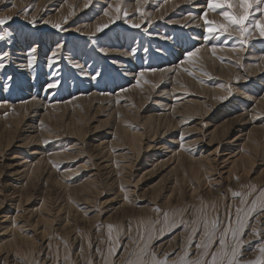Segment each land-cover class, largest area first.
<instances>
[{"label":"rangeland","instance_id":"374dc122","mask_svg":"<svg viewBox=\"0 0 264 264\" xmlns=\"http://www.w3.org/2000/svg\"><path fill=\"white\" fill-rule=\"evenodd\" d=\"M87 2H0V17H13L0 26V51L10 53L0 69V264H151L153 256L190 262L220 251L219 232L210 249L195 247L202 223L189 243L191 221L219 218L222 231L229 217L236 226L237 208L245 226L237 239L228 234L224 264L233 247L239 264L257 260L264 255V38L253 26L240 50L239 26L218 27L227 24L222 13L240 12L238 0L215 10L208 0H92L85 8ZM251 3L245 24L264 22V3ZM117 4L121 19L112 23ZM142 20L141 29L130 26ZM105 23L109 28L92 36ZM213 25V33L205 31ZM36 45L29 69L27 51ZM132 49L134 56L123 54ZM97 71L102 75L91 79ZM238 76L248 79L237 83ZM54 80L60 85L45 90ZM229 85L233 96L221 102ZM121 129L142 133L141 145L133 149ZM200 156L210 160L195 162ZM253 201L255 211L245 216ZM164 213L177 223L165 224ZM12 227L21 233L15 244Z\"/></svg>","mask_w":264,"mask_h":264},{"label":"snow or ice","instance_id":"6c2138e0","mask_svg":"<svg viewBox=\"0 0 264 264\" xmlns=\"http://www.w3.org/2000/svg\"><path fill=\"white\" fill-rule=\"evenodd\" d=\"M0 2H3V0H0ZM149 2V0H137L138 4H147ZM189 3H192L193 0H188ZM256 4L259 5L261 3H264V0H255ZM92 3V0H88L87 3H85L84 7L87 8L90 6V4ZM224 4H227L228 7H233L232 4V0H216V2H213V0H208V8L215 10L216 8H222L224 6ZM13 8L16 7L15 4L12 5ZM112 4H108L107 9L112 8ZM238 7L240 9L239 13H233L230 14L228 12H224L222 13V15L224 16L225 21L227 22V24H221L218 27H220L221 29H223V32H228V28L232 27L233 25L239 26L238 29H236L235 31H238L240 39L238 41L240 50H243V48L245 46L249 45V41L252 39V37L249 35V29L252 28L253 26L258 30L260 37L264 38V22H261L260 20H255L251 23H248L247 25L245 24L246 21L249 20V16L251 15V13L249 12V9L252 7V3L251 0H238ZM105 9L103 12L104 16H109V12L108 10ZM23 11L25 12V14H27L28 9H23ZM121 7L119 4L116 5L115 7V12L117 13V15L113 18L111 16H109V20L110 22L114 23L115 20H119L121 19L120 13H121ZM136 11L139 13L141 12V8L137 7ZM127 17H128V13L125 11L124 12V19L125 22L127 21ZM189 17H192V14L189 13ZM13 19L12 16H3L0 17V26L6 25L9 21H11ZM201 19H203V17H201ZM29 24L34 25L35 24V18L28 20L27 21ZM66 22V21H65ZM151 20L149 19L147 21L148 24H151ZM47 23V22H46ZM142 23H144V21L142 20L141 23H132L130 26L132 28H136V29H141ZM209 22L207 20H205V24H208ZM109 24L105 23L102 25H98L95 28V32L92 34V36L99 34L101 32H103L105 29L109 28ZM52 27L57 29L58 31H63V29L61 28L60 24H52ZM215 25H213L212 27H207L205 29L206 32H208L209 34L213 33L216 30ZM144 31H147V29H143ZM223 32L221 34H223ZM229 37L232 36L233 33H228ZM92 36H89V39H92ZM5 39V34L0 33V41ZM205 39H208V37H205ZM63 45L62 44H58L56 46L57 49L61 48ZM38 48V45L31 47L30 49H28L27 51V67L29 69L33 68L35 65V61L37 59V57L35 56V52ZM99 52L104 53L105 55H107V50L104 48H98L97 49ZM232 50L233 51H237V45L233 44L232 46ZM145 51H147V49H145ZM200 51V48L197 47L192 51H187L185 54L184 59L185 60H189L190 58L196 57L197 53ZM213 53L215 52V46H213L212 49ZM136 50L132 49L130 53H123L125 55L131 54V55H135ZM10 55L9 52L7 51H0V69H4L7 65L4 63V60L6 57H8ZM57 56V51H53L52 54L47 57V66L48 67H52L54 64V58ZM261 58H264V55H262ZM222 62H223V58ZM237 64L239 65V60L237 61ZM75 67L79 68L81 67L80 65H74ZM242 66V65H239ZM151 71H159V69H151ZM144 72L141 71L138 76H137V84H139V77L143 76ZM191 74V73H189ZM83 75L87 76V73H83ZM102 75L101 72L97 71L94 74L91 75V79L96 80L98 79L100 76ZM236 82L239 83L240 80H247L248 77L247 76H238L235 78ZM7 80L10 82L12 80V77L9 76L7 77ZM61 81L60 80H54L51 81L49 83L46 84L45 86V90L48 89H53L56 88L60 85ZM11 84L9 83L8 85L5 86V90H7V88H10ZM221 87H224L223 85H221ZM126 91V89H125ZM227 91V95L226 96H222L219 98V100L221 102L229 100L230 97L233 96V90L231 85H229L226 89ZM32 99H36L35 97H33ZM6 103V102H5ZM182 143H181V147L183 148V135H181L180 137ZM45 143H48V141H45ZM185 150H189V149H185ZM55 166V165H54ZM122 191L124 190L123 188L121 189ZM233 197L235 196H239L240 193L238 192H233L232 193ZM262 196H264V192L261 193ZM125 199H127V196H125ZM241 203H244V201L242 200ZM261 207H264V204L261 205ZM256 208V202L253 201V206L252 208L248 209V212L245 213V216H247L248 214H250L251 212L255 211ZM154 211L159 212L160 210L154 209ZM243 211V209L241 208H237L236 209V213H237V221H236V226L233 227L231 224V218L229 217V224L227 227H224L223 230L221 231V221L219 220V218H217L216 220H213L211 223H209V221L206 218H198V219H194L193 221H191V224L193 225L192 231L188 236V241L189 243H191V241L193 240L194 236L198 233L199 231V225L202 223L203 225V239L201 240L200 243H197L195 245V247L200 250V249H210L213 245H212V241L214 240V238L217 236V233L219 232V245H220V251L219 252H211V253H207V252H202L201 253V257L204 255H211V259L210 260H203L201 257H198L196 260L193 261H187L182 259L180 261V264H224L223 258H222V254L226 255V253H223L224 248L226 247V238L228 237V234L231 233V236L233 239H237L238 235L242 233V229L245 226V220L243 217H241L240 213ZM164 222L165 224H175L177 223L176 221H170L169 219V214L168 213H164ZM179 223L184 224L185 227L188 226L189 222L188 221H179ZM112 225H108V229H109V238L111 239V231H112ZM163 231V230H161ZM143 239V237H141ZM149 239H151V236H149ZM116 243V242H114ZM237 243L239 244L240 241L237 240ZM145 247H147V245H145ZM99 251V249H98ZM237 252L238 249L236 247H233L232 249V253H231V258L228 259L227 264H239V261L237 260ZM260 252L262 254H264V246L260 247ZM109 254L110 255H115L116 254V248H110L109 249ZM144 249H141V255H144ZM187 255V253H186ZM218 257H221L218 259ZM124 264H144L143 261H140L139 259L137 261H133L131 259L125 258ZM151 264H167L166 260L165 261H160V260H156L153 256V259L151 261ZM246 264H264V255H262L261 257L257 258V260L255 261H247Z\"/></svg>","mask_w":264,"mask_h":264},{"label":"bare ground","instance_id":"6f19581e","mask_svg":"<svg viewBox=\"0 0 264 264\" xmlns=\"http://www.w3.org/2000/svg\"><path fill=\"white\" fill-rule=\"evenodd\" d=\"M154 117H152V116H147L146 118H145V123H149V122H152V119H153ZM122 131H121V134H123L127 139H128V142H129V145L134 149V148H138V146L139 145H141V143H142V139H143V134L142 133H127V131H125V130H123V129H121ZM80 132H82L81 130H78V134H80ZM82 136V135H81ZM136 145V146H135ZM201 155H203L202 153H201ZM207 155V154H206ZM231 158H232V156H231ZM190 160V159H189ZM208 160H210L209 158H208V156H200V160H197L196 159V161L195 162H197V163H200V162H202V161H208ZM230 160V158H228V159H226L225 161H229ZM190 161H192V159L190 160ZM195 162H189V163H195ZM233 162H236V161H233ZM233 162H228L229 164H231V166L229 167V172H230V170H231V167L233 166L232 164H233ZM228 164V165H229ZM29 169V171H30V169L31 168H28ZM35 169H37L38 170V166H36L35 168H34V170ZM197 170V169H196ZM33 172V171H32ZM34 173V172H33ZM86 190V189H85ZM125 194V193H124ZM45 222H47V220H45ZM15 227V226H14ZM14 227H12V229L10 230L11 231V233H12V236L11 237H13V238H11V240H9V241H11L12 242V244H15V242H16V238L17 237H19L20 235H21V233L20 232H17L16 231V229H14ZM18 230V229H17ZM9 243V242H8ZM7 243V244H8ZM12 244H10L11 246H12Z\"/></svg>","mask_w":264,"mask_h":264}]
</instances>
